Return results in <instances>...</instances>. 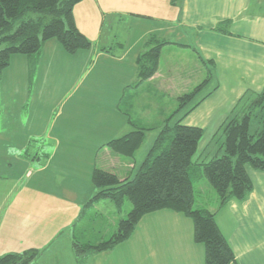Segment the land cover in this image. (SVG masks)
<instances>
[{
    "label": "rangeland",
    "instance_id": "obj_1",
    "mask_svg": "<svg viewBox=\"0 0 264 264\" xmlns=\"http://www.w3.org/2000/svg\"><path fill=\"white\" fill-rule=\"evenodd\" d=\"M77 4L73 15L78 28L91 43L88 48L69 53L52 38L42 44L37 54L11 55L9 65L0 71V256L23 251L21 247L37 248L41 254L37 262L31 264H95L98 253L76 261L73 239L93 243L101 238L109 239L116 232L118 221L126 217L132 206L127 199L119 210L109 198L89 203L99 190L91 181L92 171L100 168L122 176L124 165L121 167L115 162L119 157L121 162L127 161L124 174L133 178L143 162L147 158L151 161L173 134V129L161 134L162 139L156 143L160 129L145 130L143 142L132 157L116 153L107 145L108 140L123 134V127H134L128 119L136 118L130 109L126 111L123 92L129 74L134 71L132 56L148 38V32L176 38L175 28L172 26L169 30L175 23L174 16L169 17L167 12L170 0H154V3L153 0L151 3L133 0L134 10H144L152 16L131 19L101 13L95 0H82ZM179 4L180 0H176V5ZM37 16V12H28L14 20V27L22 19ZM127 21L130 26H126ZM169 33L172 35H167ZM139 37L130 54L123 59L115 57L120 52V43L126 45ZM4 46L0 40V49ZM182 50L179 46L173 51L163 50V63L168 55L188 53ZM187 82L186 77L182 83ZM210 87L199 90L184 110ZM170 88L171 93H178L180 87L171 83ZM145 94L152 99L151 85L145 89ZM164 101L166 106H171V121L167 118L171 127L181 116L174 112L178 102ZM156 105L155 100L149 104L146 122L154 121L159 115ZM252 119L251 132L259 129V118L253 116ZM165 122L168 124L167 120ZM213 145L212 156L218 151V143ZM198 169L194 166L192 176L200 175L195 187L200 188L202 201L206 202L216 194ZM151 213L155 215V211L143 215L134 230L141 231L146 224L156 226L149 217ZM183 217L187 221L181 227L192 231V220ZM134 230L127 241L99 253L100 262L115 264L119 260L118 253L129 257L123 264H162L163 260H168L161 232L154 235L158 240L147 242ZM57 231L61 232L58 241L65 240L66 244L58 248L50 243L44 245L51 233ZM195 243L203 247L204 262V245ZM48 246L50 248L46 249ZM116 246L119 250L109 256L108 251ZM170 247H175L173 240ZM48 252L57 261L47 260ZM179 252L177 250V254Z\"/></svg>",
    "mask_w": 264,
    "mask_h": 264
},
{
    "label": "crops",
    "instance_id": "obj_2",
    "mask_svg": "<svg viewBox=\"0 0 264 264\" xmlns=\"http://www.w3.org/2000/svg\"><path fill=\"white\" fill-rule=\"evenodd\" d=\"M142 1L151 3V0ZM95 2L101 13L109 12L130 19L134 16L149 18L152 16L144 10H134L133 0H95ZM74 8L75 6L73 10ZM167 12L170 14L169 17L174 16L175 23L169 26V30L172 26L175 28L176 38L162 34L157 36L154 32V34L148 32V38L132 56L134 71L129 74L123 92L126 111L130 109L136 119L133 120L134 123L128 119V123L134 127L129 129L123 127L122 131L125 134L139 127L161 130L171 115V106L170 104L166 106L164 100L176 101L178 96L201 83L208 75L209 80L201 89L204 90L207 85L212 86L208 92H204V95L209 93L206 98L186 116L183 114L185 107L179 111V114L183 116V124L203 129V136L198 143L193 161L206 160L212 156L214 142L221 140V129L224 123L246 109L244 104L248 105L254 98V95L250 96L249 93H259L264 87V0H180L179 5L169 4ZM73 19L77 26L74 15ZM226 20L230 22L227 28L229 34L214 30L219 23ZM127 24L126 26H130L128 21ZM153 36L156 39L160 37L159 39L174 43L162 47L156 72L146 81L135 85L137 83L136 58L147 49L148 40ZM140 39L139 37L126 45L120 43V52L115 57L123 59L130 54V49L132 50ZM176 46L188 53L168 55L163 63V50L173 51ZM203 60L206 62L210 60V62L206 64ZM191 73H193L192 77H190ZM186 77L188 82L184 85L182 82ZM171 83L180 87L178 93H171ZM149 85L152 86V99L145 94V89ZM242 96L243 99L240 101ZM153 100L157 104L159 115L154 118V121L146 122L147 110ZM118 137L114 136L108 141ZM115 162L121 167L124 165L122 176L118 175L120 179H123L126 176L124 173L125 167H128L127 161L121 162L119 157H116ZM246 171L252 182V190L244 199H231L222 207H218V199L214 196L206 202L199 200L196 202L199 206L203 205L215 213L216 224L234 254V261L230 264H264V170L247 166ZM197 190L199 191L200 188L197 187ZM149 217L157 223L156 226L149 227L146 224L141 231H134L147 242L152 239L158 240L159 237H155V233H162L163 248L166 249L168 258L167 261L163 260L162 264H204L203 247L201 248L192 239L193 229L191 231L181 227L187 221L183 214L159 210L155 211V215L151 213ZM60 233L59 231L51 233L44 245L50 243L57 247L62 243L66 244L65 240L58 241ZM172 240L176 248L170 247ZM21 248L25 250L26 247ZM49 248L50 246L46 249ZM116 250H119L118 246L108 251V255L111 256ZM177 250H180L179 254ZM49 254L51 253L48 252L45 256L47 260L57 261ZM98 254H95L97 256L95 264H103L100 262L101 259H98L100 258ZM128 258L127 255L121 256L118 253L119 260L115 264L126 263ZM170 260L173 262L171 263Z\"/></svg>",
    "mask_w": 264,
    "mask_h": 264
},
{
    "label": "trees",
    "instance_id": "obj_3",
    "mask_svg": "<svg viewBox=\"0 0 264 264\" xmlns=\"http://www.w3.org/2000/svg\"><path fill=\"white\" fill-rule=\"evenodd\" d=\"M81 1L0 0V40L5 44L4 48L0 49V71L9 65L11 55L37 54L42 44L52 38L69 53L79 48H88L91 44L89 39L77 28L73 19V7ZM170 2L172 5L176 4V0ZM28 12H37L38 16L20 20L15 28L14 20ZM229 23L227 20L223 21L214 30L229 34ZM171 43L174 42L156 39L154 36L148 40L147 49L136 58L135 85L146 81L156 72L162 47ZM203 62L208 64L210 60ZM208 80L207 75L192 90L178 96V107L174 112H179L185 107ZM208 94L202 96L183 114L186 116ZM252 94L254 98L246 104L247 106L244 104L246 109L224 123L221 140L215 141L218 143V151L206 160L199 163L193 161L203 136V129L183 124V116H180L171 127L167 119L168 124L164 123L156 143L162 139L161 134L173 129L172 136L151 161L147 158L143 162L142 168L133 178L125 176L120 179L113 171L95 168L91 173V181L99 190L89 203L109 198L119 210L127 199L132 208L126 217L118 221L117 230L109 239L101 238L94 243L73 239L72 250L76 261L80 262L87 256L106 251L127 240L139 219L146 213L168 209L192 220L193 240L204 245V264L233 262V251L216 224L215 213L196 202L202 201L203 197L201 190L198 191L195 187L200 175L192 176V172L194 166H198L200 174L207 179L216 194L218 207H222L231 199L242 200L251 192L252 182L246 171L247 165L264 170V87L259 93H249L250 96ZM253 116L259 118V129L251 132L255 119H252ZM169 118L171 119V116ZM149 129L135 128L109 141L107 145L116 153L132 157L143 142L145 130ZM40 254L37 248L10 252L0 256V264H31Z\"/></svg>",
    "mask_w": 264,
    "mask_h": 264
}]
</instances>
